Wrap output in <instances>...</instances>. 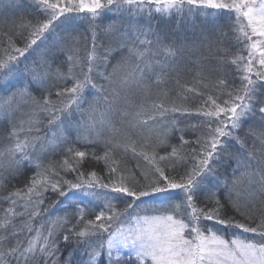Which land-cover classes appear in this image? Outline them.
<instances>
[{
    "label": "snow or ice",
    "instance_id": "snow-or-ice-1",
    "mask_svg": "<svg viewBox=\"0 0 264 264\" xmlns=\"http://www.w3.org/2000/svg\"><path fill=\"white\" fill-rule=\"evenodd\" d=\"M0 264H264V0H28L0 34Z\"/></svg>",
    "mask_w": 264,
    "mask_h": 264
},
{
    "label": "trees",
    "instance_id": "trees-1",
    "mask_svg": "<svg viewBox=\"0 0 264 264\" xmlns=\"http://www.w3.org/2000/svg\"><path fill=\"white\" fill-rule=\"evenodd\" d=\"M27 5L28 4L20 3V7L16 9V13L10 14L8 16L0 15V34H2L4 32H7V31H9L11 29L12 18L13 17H19L20 15L25 13L28 10V6ZM2 19H7L8 21L2 20ZM229 39H231V37H229ZM20 46H22V43L20 44ZM235 50H236L235 48L232 49V51H235ZM245 55H246V53H245ZM113 63H115V60H113ZM183 79L185 81H188L189 83H191V81H192V77L190 75L189 76H185ZM198 103H199L198 100H194L193 99V106H195V104H198ZM194 138L195 137L192 134H189V135L186 136V139H194ZM172 143H178V141L173 140ZM58 156L59 155L54 156V157H52V159L55 160V161H58V160L62 159V157H58ZM126 163L128 164L129 167H134L136 165V162L133 161L132 159H126ZM92 169H95L97 172L103 173L104 164L102 162L97 164L95 161H91L90 160L85 165V168L83 170L91 171ZM29 175H31V171H26L25 176H22L21 178H19L18 181H15L14 183H16L17 186H21L23 184V182L26 180L27 176H29ZM67 178L68 179H74V174L68 175ZM223 194L224 193L221 192V196H223ZM56 199H57V197L54 194L49 193L48 199L45 201V206L47 207V206L51 205L52 202L55 201ZM63 203H65V202H60L54 207V210L51 212L52 216H54L60 209H61L60 211H63V207H62ZM4 207H7V205L5 204ZM94 210L96 212H98L100 210V207H96ZM89 218H94V217H89Z\"/></svg>",
    "mask_w": 264,
    "mask_h": 264
},
{
    "label": "rangeland",
    "instance_id": "rangeland-1",
    "mask_svg": "<svg viewBox=\"0 0 264 264\" xmlns=\"http://www.w3.org/2000/svg\"><path fill=\"white\" fill-rule=\"evenodd\" d=\"M20 2H19V4L20 3H22V4H28V0H19ZM28 6V5H27ZM14 13H16V10L15 11H13L11 14H14ZM2 20H6V21H8L7 19H2ZM81 147V150H84V148L82 147V146H80ZM91 148H92V146H89V150H91ZM99 153V152H98ZM58 157H62V155H59ZM126 159H132L133 161H135L136 163H137V160L132 156V154L131 153H129L128 154V156L126 157ZM141 162V164L143 165V161L141 160L140 161ZM21 178V177H20ZM61 210V209H60ZM58 211L55 215H57V214H60V215H63V211ZM68 211H72V209H68ZM100 211V210H99ZM54 215V216H55ZM73 223H75V221H73Z\"/></svg>",
    "mask_w": 264,
    "mask_h": 264
}]
</instances>
